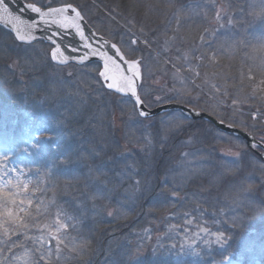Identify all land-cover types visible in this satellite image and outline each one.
<instances>
[{"label":"snow or ice","instance_id":"6c2138e0","mask_svg":"<svg viewBox=\"0 0 264 264\" xmlns=\"http://www.w3.org/2000/svg\"><path fill=\"white\" fill-rule=\"evenodd\" d=\"M12 2L13 0H0V25L6 26L14 37L13 44L19 50L18 56L31 58L36 51V44L47 40L49 51L44 53L43 67L88 68L90 72L95 73L93 80L98 85L95 91L114 102L122 115L124 108H128V120L123 121L125 126L138 125L142 130L153 128L154 131L148 133L149 136L159 137L161 134V129L155 127L157 119L159 124L167 129L165 138L169 134L174 135L193 126L190 122L191 113L200 115L196 110L200 94H192L195 88L201 89V94L203 89L207 88L217 105H224L220 112L213 108L210 114L215 116L221 125L227 123L228 128H233L236 124L234 119L224 114L229 109L236 114L245 100L264 102V43L251 52L247 51L246 47L241 48L243 65L239 78L222 71L212 73L211 77L207 73L201 77L199 71L200 68H219V57H231L235 54L227 42L222 40L221 34L234 37L233 29L239 19L244 15L255 14L253 9L256 6L252 3L247 7L240 6L237 10L230 2L218 4L217 0H203V3L196 5L200 10L197 15H201V22L194 29L188 23L192 18L191 11H186L183 6L177 7L175 0H158V3L133 0L132 8L143 7L148 13L160 11L164 17L162 23L165 31L175 20L173 31L176 35L165 39L164 44L175 47L178 52L185 47L187 51H183L180 56L165 58L164 64H171V69H168L159 65V52L154 63L148 57L138 55L145 48L151 47L153 42L158 44L160 39L159 35L150 37L152 29L148 28L146 19L137 20L129 14L124 17L122 27L125 30L119 33V39H116L117 34L111 31L109 35L112 38L106 39L103 36L98 37L96 32L88 27L87 17L91 8L87 5L74 3L72 0H25L19 11H16ZM158 5H162L163 10ZM259 7L261 15H264V0H260ZM167 9H173L171 15ZM230 9L232 11H229ZM25 13L30 15L25 18ZM110 18L115 19V16L111 15ZM181 29L189 32L199 31V41H187L179 35ZM156 31L159 32V29ZM245 43L233 40L232 47L240 48ZM163 50L168 51V48ZM153 51L156 52V49ZM244 67L247 68L246 72ZM155 71L162 72L165 77L170 76L172 87L161 85L160 77L154 81L156 87L148 86L146 82ZM197 79H202V83L197 84ZM216 79L225 81V84L210 83V80ZM228 82H231L232 91H229ZM241 89L245 90L242 96ZM217 97L230 98L231 104L228 105ZM157 105L161 108L153 111V107ZM181 105L194 106L186 108ZM259 114V110L252 113L253 119ZM8 116L5 111L6 120ZM241 125L247 128L243 122ZM64 131V122L57 119L55 114L25 111L20 134L3 136L4 151L0 154V264H70V260L81 264L77 258L87 251L88 244L84 234L85 230L91 231L90 216H100L103 211L95 201L100 198L110 199V193L117 185L113 188L98 184L86 185L89 191L83 193L82 198L66 200L60 204L55 196L46 198V193L54 187L55 173L51 169L47 172H41L39 168L33 171L26 165L15 163L21 154L35 155L42 153L46 147L51 148L58 158L69 160L74 152L64 139ZM218 131L217 139H231L224 135L222 129ZM191 140H197L196 133L192 134ZM261 142H264V137H261ZM257 146V143L252 145L253 148ZM261 151L264 152V148ZM247 155V152L220 150L221 159L233 157L231 165H223L225 171L231 174L225 195L233 199L251 192L254 187L250 176L241 175L240 161ZM112 163L113 168L110 171L115 173V177L110 178L109 183L112 179L122 180L125 176L123 169L115 167L117 162ZM105 167L107 165L102 162L96 170L100 172ZM127 167L125 165V168ZM260 168L264 170V164H261ZM171 195L179 197L181 201L185 199L175 190L171 191ZM261 203L264 204V201ZM194 211L198 213L195 218H188L189 212L183 214L184 235L187 238L185 242L191 247L197 240L203 239L205 245H219L227 252L231 246L230 238L208 226L219 221L214 218L201 223L204 211L199 205ZM259 211L261 216H264V207ZM107 215L112 217L114 213L109 210ZM231 223L233 228L245 227L243 223L237 224L235 220ZM194 224L197 230L188 237L189 226ZM177 227L173 225L170 230L175 232ZM145 235H148V230H145ZM174 248L175 246L168 250L170 255ZM230 255L231 253L224 255L223 259L228 260ZM134 259L130 257L127 262L114 260L112 264H133ZM147 264L161 262L148 261Z\"/></svg>","mask_w":264,"mask_h":264},{"label":"trees","instance_id":"16d2710c","mask_svg":"<svg viewBox=\"0 0 264 264\" xmlns=\"http://www.w3.org/2000/svg\"><path fill=\"white\" fill-rule=\"evenodd\" d=\"M76 3H82V0H77ZM83 5L89 6V8L98 13L97 15L94 11L89 12V15L95 14L94 18H97L96 21L102 26L99 27L98 24L90 20V23L97 28L98 31L94 30L98 34L109 38L110 31L116 34L123 32L122 29L117 32L118 29H114L113 26H111V28L107 26L105 23L107 18L109 21H115L91 2L85 1ZM176 5L178 4L176 3ZM233 5L235 7L238 6V4L236 5L235 3ZM107 6L111 7L112 5L109 4ZM123 13H126L125 10ZM259 13L257 21L254 22L255 27H249L247 30H244L241 25H236L233 29L235 35L231 38L229 35L221 34L222 40L227 42V45L235 54L231 57H219V68H200L201 77L202 75L204 76L205 73L211 76L214 72L222 71L229 76L235 75L239 78L243 65L241 59L243 51L241 48L246 47V50L251 52L253 49H258L261 43H264V15H261V12ZM99 15H101L102 18H100ZM1 37L4 38L3 43L6 49L2 54L0 53V57L2 56L3 58L7 55L9 58L12 55H8V51L10 53H16L15 51L9 50L11 47L9 44L13 38L9 33L0 28V39ZM116 39H119V36L116 35ZM233 40L237 42L244 41L246 43L245 45H241L240 48H236L232 47ZM1 45V49H4L3 44ZM36 45L44 46L43 43H38ZM12 47L15 48L14 46ZM36 64V66H40L38 62ZM45 68H49L51 71L54 70L51 74L52 76L56 74V76H54L55 79L58 77L55 70L61 71L62 68H67L78 73L77 75L73 74V77H71L72 79L69 81L62 79L65 84L71 86L78 85L82 87L86 77L91 80L92 84L95 83L93 80L95 73L92 72V74H90L91 72L88 68ZM33 70L35 71L36 69ZM243 70L246 72L247 68L244 67ZM36 71V75L31 79L32 86H21L20 93L12 94L13 96L8 95V98H5L9 99L11 105L5 104L2 97H0V124L5 120V111L8 112V118H10L11 121L10 124H6L5 129L0 127V134L10 133L14 136L20 134L22 128L20 123L22 124L24 121L25 112L22 110L28 109V105L24 106L20 98L22 96L27 99L30 98L27 96L32 95L28 93V91H32V87H37L40 83H49V81H51L52 78H50L51 76L49 73H43L44 70ZM60 76H62L61 73ZM40 80L42 82L38 83ZM197 81L202 83V79H197ZM216 81L221 85L225 84L223 80L216 79ZM238 82L239 80L237 79V83ZM228 83L229 91H232L231 82ZM19 84L12 70L8 69L7 66L0 65V90L2 88L3 91L6 90L7 85H9L13 87V91L15 92V90L18 91ZM95 85L91 86L88 91H85V88H80L76 93L74 90L78 96L75 106H70L69 103L62 102L60 104H63V106L58 104L55 107V111L53 110L56 114L58 109H66L65 112L63 109V112L59 114V119H64L62 120L65 129L63 136L71 145L70 150L73 151L74 154L69 160H63L58 158L51 148L46 147L44 149V159L40 162L41 168L48 165L49 169L55 173L53 179V184L55 186L53 187L54 190L67 192V197H73L71 199L82 198V194L89 191V187H86V185L91 186L98 184L106 186L107 188H113L114 185H117L114 191L110 193V199L100 198L95 201L96 205L103 209V211L100 213V216H90L89 226L91 231L85 230L84 234L88 244L87 251L83 256L77 258L81 261V264H85V262L86 264H112L114 260H123L127 262L130 257L135 258L133 264H147L148 261H160L161 264H189V262L180 263L179 261L171 260L170 257H166L161 251L156 250L148 254V252H143L140 248L137 250L134 246L139 243L134 242V240L139 229L141 230L146 226L152 229V227L155 226L158 213L170 209L173 215L172 218L177 219L178 213L182 211L193 212L197 208V205L204 211L201 220L211 221L214 218L217 219L219 223L215 225L209 224V227L214 231L223 232L231 241V246L227 252L223 251V253H219L214 251L213 253L209 252L208 254H203V261L200 264H219L223 256L228 253L240 256L244 264H252V258L256 256L259 258L260 264H264V250H260L261 248L258 247L264 244V216L260 217L261 213L259 211L260 208L264 207V204L261 203V201H264V198L261 197V194L264 192V183L259 184L258 178H256V180L255 178H251V183L254 185L252 191L240 195L239 198H237L240 204L234 206L232 211L231 207L233 203L228 202L231 199L229 196L225 195L228 191L227 185L231 179V174L225 171L223 165H231L233 157L221 159L218 149L221 146L231 143L243 145V142L227 134L224 135L231 139H217L216 137L219 136V131L212 124L204 120H190L193 125L191 128H186L183 132H176L174 135L169 134L167 138H165V134H163V129L165 127L161 126L157 119L155 127L161 129L160 136L152 137L146 134L141 141V151L130 149L127 146L128 143L116 137V132L110 129V116L113 113L112 109L115 107L114 102H104L99 99L94 100L92 92L95 91L93 89L98 87L96 83ZM194 91L198 94L200 93L199 105L203 109H210L209 104L212 102V100H210L212 96L211 93H209L210 96H208L204 93L201 94L200 91ZM240 91L245 90L241 89ZM66 97L70 102L71 93H67ZM217 99L226 101L228 105L231 104L230 98L217 97ZM244 102L247 104V101ZM188 106L193 107L194 105ZM218 107L222 110L224 105L221 104ZM225 115L236 121L234 126L255 136L264 135L263 116H257L256 119H253L250 114L246 115L240 112L233 114L231 109H229ZM241 116L244 120H242ZM2 118L3 120H1ZM124 121L126 120L124 119ZM242 121L247 125V128L241 125ZM122 125L124 126V130L127 131L130 129V126H125L124 123H122ZM153 131V128L147 129L149 133ZM193 133H196V141L191 140ZM140 134L142 136L143 133ZM117 152L119 153L116 156ZM244 152H247L248 155L240 161L242 167L241 175L249 176V173L245 169L246 165L254 164L260 167V165L264 163L246 148H243L241 153ZM190 153L191 155H189ZM146 154L149 156L145 157L147 156ZM52 159H55L54 162H52ZM186 159H193V161L190 160V163H187L185 162ZM113 161L117 162L115 165L117 169L124 170L125 176L122 180L112 179L109 183V179L115 177V173L110 171V169L113 168ZM134 161L135 163H133ZM102 162L106 164L107 167L98 172L96 170L97 166ZM175 162H178V164L181 163V166L178 167ZM25 164L26 166L29 165V168L33 171L39 168V162L33 158L28 159ZM125 165L128 167L125 168ZM134 166H136L137 170L136 173L133 174L132 169H134ZM135 175H141L142 177V180L140 179L141 181L138 180L136 183L138 186L132 184L134 183L133 179ZM185 183L187 184L185 186L187 189L186 192L181 195L185 197L184 201H181L179 197L167 194V191L176 190L180 185H184ZM175 184H179V186L175 187ZM202 185L206 187L205 192H196L199 191L198 189ZM131 187H133L132 190L129 189ZM125 188L126 191L122 192L121 190H125ZM232 191L234 192L235 189ZM161 193H163V195H161ZM193 193L196 195L194 196ZM126 199L129 200L128 204H131L132 210L128 218L117 221L107 215L109 210L115 213L113 209L115 202H120L121 200L126 201ZM157 200L159 203H157ZM172 205H175V207ZM226 208L229 209L227 212L228 217L223 219V217L220 216V211L225 212L224 210ZM252 209L258 211V217L249 214ZM228 218H235L237 224L243 223L245 227L233 228V226L228 223ZM259 218L261 219L259 220ZM169 222L174 221L168 220L167 224ZM255 226L258 227L256 228ZM167 242L166 240V243ZM98 247L101 248L98 250ZM70 264H76V261L70 260Z\"/></svg>","mask_w":264,"mask_h":264},{"label":"rangeland","instance_id":"374dc122","mask_svg":"<svg viewBox=\"0 0 264 264\" xmlns=\"http://www.w3.org/2000/svg\"><path fill=\"white\" fill-rule=\"evenodd\" d=\"M77 0H72V2L76 3ZM84 1V2H83ZM85 1L87 2H91L94 6H96L97 8H99L102 12H104L107 16H111L114 15L115 22L109 21L107 18V21L105 22L107 24V26H109L111 28V26L114 27V29H118L117 32H119V30H125L122 25L124 24L125 20L124 17L129 16V14H131V16H134L137 20H141V19H146L147 20V25L148 28L152 29V32L150 33V37L154 38L155 36L159 35L160 39H159V43L157 44L156 42H153L152 46L149 48H145V50L143 52L138 53V55H143L145 57H148L150 61H152L154 63L155 58L157 57V52H159V65H162L165 68H170L171 69V64H164V59L168 58V57H174V56H180L182 55L183 51H187V48H183L182 51L178 52L175 50V47L171 46V45H165L164 41L165 39L172 37L174 35H176V33H174L173 29L176 26V22L175 20L172 21V25L169 27V29L167 31H165L164 27H163V23L162 21L164 20L163 15L160 13V11L158 12H153V13H148L147 10L143 7L141 8H132L131 4L133 3V0H82V3H79L81 5H83L85 3ZM150 2L152 3H158V0H150ZM232 3V4H238V6L236 7V9L238 10V8L240 6H244L247 7V5L249 3L254 4L256 7L253 9L254 11V15H244L239 19V22L237 24V26H240L244 29L247 30L249 27H255L254 26V22L257 21L258 15L260 14L259 12H261L259 4H260V0H217V3ZM177 7L183 6L184 9L186 11H191L192 14V18L188 21L189 25H191L194 29L196 27V25L200 24L201 22V15H197V13H199V9L196 8L197 3H203V0H175V4ZM112 5L111 7H108L107 5ZM161 10H163L162 5H158ZM95 8V7H94ZM125 10V14L123 13ZM91 11H94L91 9ZM168 12L169 15H171L173 9H167L166 10ZM229 11H232V9H230ZM214 12V10H213ZM94 13H96L94 11ZM89 15L87 17V21L90 24V26H92L96 31L97 28L94 27L91 23L90 20L94 21L96 24H98L99 27H102L100 25L99 22H97V18H94V15ZM124 15H122V14ZM98 15V13H96ZM100 18H102L101 15H99ZM106 20V19H105ZM95 24V25H96ZM251 25V26H250ZM253 25V26H252ZM97 26V25H96ZM97 26V27H98ZM98 27V28H99ZM159 29V32H157L156 30ZM202 30V29H201ZM180 36L184 37L187 41L191 42L193 40H195L196 42L199 41V31H193V32H189L186 29H181ZM117 36H119V34H117ZM111 37V36H110ZM109 37V39H111ZM3 37H1L0 39V53L2 54L4 52V50L6 49L5 44L3 43ZM14 40V39H12ZM12 40L10 41L9 46H11L9 48V50L15 51L16 53H10L8 51V55H12L9 58L7 57V55H5L6 57L2 56L0 57V65L2 66H7L8 69L12 70V72L14 73V76L16 78L17 83L19 84V89L18 91L15 90V92L13 91V87L7 85V89L3 91V88L0 90V97H2L3 101L5 102V104L11 105L9 102V99H5L8 98L9 96H13L16 93H20L21 90V86L26 87V85H30L32 86L31 83V79H33L32 77H34L36 74V70H41L44 72L43 73H49L51 81H49V83H40L42 82L41 80L38 82L40 83V85H38L37 87H32V91H28V93H31L32 95L27 96L30 98H23L24 96H22L20 98V101L22 104L28 105V109H23L22 111H37L41 114H46V113H52L55 114V107L56 105L64 102V103H69L70 106H75L77 100H78V96H77V91L80 88H85V91H88L89 88L91 86H94V84L91 83V80L87 77L85 79L84 85L82 87H79L78 85H68L65 84L64 80L69 81L70 79H72L71 77H73V74L77 75L78 73L73 72L70 69H61V71L55 70V72L58 74V77H56V79L54 78V76H56V74H54L52 76L51 71L49 68L46 69L43 66L42 61H44L45 56L44 53L49 51V47L47 48L46 44H43L44 46L41 45H36V51L32 54L31 58L25 59L22 58L21 56L17 55V52L19 51L16 48H13L12 46H14ZM4 46V49L2 48V45ZM144 47V46H141ZM167 47L168 51H164L163 49ZM153 49H156V52L153 51ZM10 53V54H9ZM14 62H15V66H14ZM40 65L39 67L36 66L37 63ZM158 67V65H155ZM42 68V69H41ZM33 69H36L35 71ZM72 73V75H69V73ZM60 73L62 76H60ZM94 73V72H93ZM92 74V72L90 73ZM227 74V73H226ZM157 77H160V84L164 85L166 84L167 87H172V83L173 81L171 80L170 76L169 77H165L162 72L160 71H155L154 74L152 75V77L150 79L147 80V85L150 87H156V85L154 84V81L156 80ZM203 77V75H202ZM209 77H211L209 75ZM57 80V81H56ZM215 82L217 83L216 80L212 81L210 80V83ZM197 84H201L200 82L196 81ZM96 86V85H95ZM179 86V85H178ZM76 93H75V91ZM95 90V89H93ZM194 90H197L198 92H201V89L199 88H195L193 89V96L198 95V93H196ZM27 92V91H26ZM67 93H71V98H70V102L67 99ZM94 96H92L94 98V100H103L104 102H107L109 100L103 98L101 95H99L96 91L92 92ZM203 93L210 96L209 92L207 91L206 88L203 89ZM13 94V95H12ZM200 94V93H199ZM244 94V91H241V96ZM23 95V94H21ZM210 99V98H209ZM212 102H210V109H203L200 105L196 108L197 111L206 113L210 116H212L213 118L216 119L215 116L211 115L210 112L213 108H215V110L217 112L221 111V108H219L217 106V102L216 100H214L211 96ZM247 101V104L244 102L242 104V106L239 109L240 113H244V114H250L252 116V113H257V111L259 110V115L258 116H263L264 117V102H261L259 100H245ZM115 107L113 110V113L111 114V125H110V129L114 132H116L115 136L119 137L121 139H123L125 142L128 143V147L130 149L133 150H137V151H141L142 150V146H141V141L143 140V137H145L146 134H148L149 132H147V130H142L138 125H130V129H128L127 131L124 130V126L122 125L124 119L128 120V108L125 107L124 108V114L122 115L119 108L117 107V105L114 103ZM60 106H63V104H60ZM154 106L153 108L158 107ZM184 106H188V105H184ZM51 107V108H50ZM190 107V106H188ZM192 108V107H190ZM64 112L66 111L65 108ZM63 109H58V111L56 112V117L57 119H59V114H61V112H63ZM118 109V110H115ZM54 110V111H53ZM60 110V111H59ZM225 114V113H224ZM242 117V116H241ZM253 117V116H252ZM240 119V118H239ZM3 120V118L1 119ZM62 120H64L62 118ZM217 120V119H216ZM242 120H244V118L242 117ZM10 118H8L7 120L5 119L3 122H1L2 124H0L1 128H6V124H10ZM244 124V121H242ZM24 123V121H23ZM23 123H20V126H22L23 128ZM145 123L147 124L148 121H145ZM227 124V123H225ZM125 125V124H124ZM236 127V126H234ZM21 128V131H22ZM238 128V127H236ZM240 129V128H238ZM242 130V129H241ZM140 131V132H139ZM167 131L166 128L163 129V134H165V132ZM244 131V130H243ZM247 132V131H245ZM140 133H143L142 136ZM248 134L252 135L254 138H256L257 140H259L261 142V137L263 136H255L249 132H247ZM4 134H10V133H2L0 134V154L3 153L4 151V147H3V143H4V139L3 136ZM126 138V140H125ZM147 140V139H146ZM241 141V140H240ZM264 143V142H262ZM108 146V145H107ZM106 146V148H107ZM126 147V146H124ZM247 149L248 151H250L246 145L243 143V145L238 144H228V145H224L219 147V152L221 149H227L233 152H242L243 148ZM109 149H111L110 147H108ZM116 151V150H115ZM151 152V151H150ZM252 152V151H251ZM119 152H117L116 156L118 155ZM253 153V152H252ZM44 154L45 152L43 151L42 153H38L35 155H25V154H21L20 158L17 159L15 161V163L20 164V165H26V161L28 159H35L37 162H39V168L41 170V172H47L49 171V166H45L42 167L40 166V162L44 159ZM150 154V153H149ZM254 154V153H253ZM147 155V154H146ZM255 155V154H254ZM149 155L145 156L148 157ZM55 159H52V162H54ZM190 160L193 161V159H186L185 162L190 163ZM176 165H178V167L181 166V163L178 164V162H175ZM27 168H29V165H27ZM134 169H132L133 174L136 173V166L133 167ZM245 169L247 170V172L249 173V176L251 178H258L259 179V184H263L264 183V170H261L260 167L255 166L254 164H248L246 165ZM135 175V178L133 179L132 184L136 185L138 180H142L141 175L137 176ZM140 180V181H141ZM63 183V182H62ZM187 184L185 183L184 185H180L179 184H175V187H178L175 191L180 192V195H183L186 192L187 187H185ZM138 186V185H136ZM55 187V186H54ZM205 186L202 185L198 190L196 191L198 193H202L205 192ZM128 189V188H127ZM129 189H133V187L129 188ZM122 192L126 191L125 190H121ZM172 190L167 191V194H171ZM235 192V191H234ZM68 193L64 192V191H55L54 188L52 187L50 189V192L48 191L46 193V198H51L53 196L56 197L57 201L60 204H63L64 201L66 200H72L71 198L73 197H67ZM261 197L264 198V192L261 194ZM229 198L231 199L228 202H232L233 205L231 207V211L234 208V206H238L240 204V202L237 200L236 197L235 199H233L232 197L229 196ZM79 199V198H77ZM196 200V199H195ZM197 201V200H196ZM195 201V202H196ZM129 200L126 199L125 200H121L120 202H115L113 209L115 211L114 215L112 216L113 220H117V221H121L123 219L128 218V215H131V204H128ZM223 211H220V216L224 218H227V212L229 211V209H225ZM185 212H189V211H182L180 213H178L177 219L172 218V212L170 209H166L164 212L162 213H158L156 216V220L155 221V226L149 227L146 226L144 228H142L141 230L139 229V232L136 233V238L134 240V242H138L139 244H137L136 246H134L135 248H137V250L140 248L143 252H148L152 253L157 251H161L162 253L165 254L166 257H170L171 260H175V261H179L180 263H184V262H189V264H200L203 259V254H208L209 252L213 253L215 252H219V253H223V250L220 248L219 245H205V243L202 240H197L195 244H192L191 247L189 246L188 243L185 242V240L187 239L184 235V226H183V221L185 219L184 217V213ZM190 215L188 218H195L198 213L196 211L193 212H189ZM249 214L251 216H256L258 217V211L256 209H252L250 210ZM226 216V217H225ZM263 217V216H260ZM257 219V218H255ZM261 218H259L260 220ZM168 220H172L174 222H168ZM236 219L235 218H228V223H230L232 225V221ZM201 223L203 222L202 220L200 221ZM173 225H177V229L175 232L171 231V226ZM209 226V225H208ZM190 227V232L188 233V237H191L192 233H194L197 229L195 224ZM256 228L258 226H255ZM145 230H148V235H145ZM214 231V230H213ZM204 239H207V237H204ZM166 240L168 241L166 243ZM264 242V241H263ZM175 246L174 251L172 252V254H169V249H172V247ZM259 248H261L260 250H264V244L258 246ZM101 247H98L97 249L99 250ZM183 249V251H182ZM177 253H179L177 255ZM199 253V254H197ZM260 254V253H259ZM226 255V254H225ZM228 255V254H227ZM252 264H260L259 262V258L253 257L252 258ZM255 262V263H254ZM219 264H244L243 261L241 260L240 256L238 255H234L231 253V255L229 256L228 260H224L222 259L221 262H219Z\"/></svg>","mask_w":264,"mask_h":264},{"label":"water","instance_id":"95a60500","mask_svg":"<svg viewBox=\"0 0 264 264\" xmlns=\"http://www.w3.org/2000/svg\"><path fill=\"white\" fill-rule=\"evenodd\" d=\"M23 3H24L23 0H18V2H16V0H13L12 7H13L14 10L19 11V8L23 5ZM24 15H25V18H27L30 15V13H25ZM88 27L93 32H95L89 25H88ZM0 28H2L7 33H9L8 28L6 26L0 25ZM97 36L100 37L101 35L97 34ZM12 38L14 39L13 36H12ZM41 43L48 45V41L47 40H44ZM61 67H63V66H61ZM181 107L190 108V107L184 106V105H181ZM160 108H161V106H158L156 108H153L152 110L153 111H158ZM158 114H162V113H159L158 112ZM190 120H192V121H198V120L207 121L210 124H212L213 126L215 125L214 127L217 130L218 129H222L224 131V134L233 136V137L241 140L246 145V147L250 151H252L258 157V159L261 162L264 163V152L261 151V149L264 148V143L260 142L259 140H257L256 138H254L252 135L248 134L247 132H245V131H243L241 129H238V128L234 127V126H233V128H228L227 124L221 125L218 120H216L212 116H210V115H208L206 113H203V112H200V115L199 116H196V113L195 112L191 113ZM253 143H257L258 146L256 148H253L252 147Z\"/></svg>","mask_w":264,"mask_h":264},{"label":"flooded vegetation","instance_id":"af4514ba","mask_svg":"<svg viewBox=\"0 0 264 264\" xmlns=\"http://www.w3.org/2000/svg\"><path fill=\"white\" fill-rule=\"evenodd\" d=\"M25 2V0H23ZM88 25L90 26V24L88 23ZM93 30L94 28L92 26H90ZM95 31V30H94ZM96 32V31H95ZM97 33V32H96ZM104 37V36H103ZM106 39H109L108 37H105Z\"/></svg>","mask_w":264,"mask_h":264}]
</instances>
